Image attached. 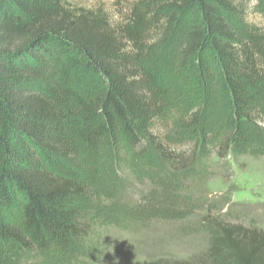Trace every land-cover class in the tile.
Segmentation results:
<instances>
[{
	"label": "trees",
	"instance_id": "obj_1",
	"mask_svg": "<svg viewBox=\"0 0 264 264\" xmlns=\"http://www.w3.org/2000/svg\"><path fill=\"white\" fill-rule=\"evenodd\" d=\"M181 28L176 81L188 91L217 87L235 127H258L264 29L246 22L241 0H137L116 28L103 10L68 0H0V264H19L13 250L36 252L38 264L94 257L73 252L101 219L80 206L89 188L71 170L79 150L65 131L70 84L86 95L75 106L87 150L126 152L134 163L188 164L155 134L168 89L144 61L152 45L169 43ZM232 141L224 140L226 150ZM128 219L121 226L133 224ZM204 221L212 235L204 256L126 264H264V232Z\"/></svg>",
	"mask_w": 264,
	"mask_h": 264
},
{
	"label": "rangeland",
	"instance_id": "obj_2",
	"mask_svg": "<svg viewBox=\"0 0 264 264\" xmlns=\"http://www.w3.org/2000/svg\"><path fill=\"white\" fill-rule=\"evenodd\" d=\"M136 1L68 0L74 8L103 10L115 28L126 24ZM241 2L246 22L264 29V0ZM223 17L235 25L230 14ZM181 34L182 28L169 43L152 45L155 48L144 61L168 89L165 117L156 124L155 134L174 143L179 158L190 159L188 164L182 162L183 170L178 171L180 164L174 167L154 158L134 163L126 152L87 150L79 137L75 106V98L86 95L79 86L69 85L65 131L79 150L71 170L89 188L80 206L95 210L101 219L91 237L73 251L77 256H94L82 264L190 262L204 256L210 245L205 218L264 232V121L258 127H235L217 87L188 91L176 81L174 60ZM230 136L232 145L226 150L224 140ZM111 211L116 215L107 214ZM127 219L133 224L121 226ZM13 254L19 264L40 260L36 252L13 250Z\"/></svg>",
	"mask_w": 264,
	"mask_h": 264
}]
</instances>
